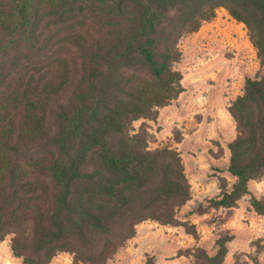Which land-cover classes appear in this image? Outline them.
I'll use <instances>...</instances> for the list:
<instances>
[{"label":"trees","instance_id":"1","mask_svg":"<svg viewBox=\"0 0 264 264\" xmlns=\"http://www.w3.org/2000/svg\"><path fill=\"white\" fill-rule=\"evenodd\" d=\"M219 7L246 26L259 70L227 107L234 181L219 177L208 202L248 194L264 215V194L248 188L264 176V0H0V242L14 257L108 264L144 221L198 238L176 218L191 196L180 153L150 148L145 120L184 90L179 42ZM230 239L190 254L223 264Z\"/></svg>","mask_w":264,"mask_h":264},{"label":"rangeland","instance_id":"2","mask_svg":"<svg viewBox=\"0 0 264 264\" xmlns=\"http://www.w3.org/2000/svg\"><path fill=\"white\" fill-rule=\"evenodd\" d=\"M179 48L182 55L175 68L182 73L184 90L162 107L160 119L158 113L155 120L145 122L150 148L166 146L180 153L191 196L176 218L193 224L198 238L186 232L188 225L147 221L139 226L141 222L108 264H144L145 254L153 255L156 264H198L191 250L201 246L211 254L215 240L223 235L231 236L223 264H233L235 258L244 264H264V215L249 206L250 195L227 208H214L208 202L219 194V177L226 180L227 190L234 181L227 170V143L235 135V126L227 107L241 93L245 79L258 72L256 49L246 26L222 7L197 31L184 36ZM248 188L257 197L263 195L264 176L250 180ZM0 260L23 264L12 255L9 237L0 244ZM51 263L73 264V260L62 252Z\"/></svg>","mask_w":264,"mask_h":264},{"label":"crops","instance_id":"3","mask_svg":"<svg viewBox=\"0 0 264 264\" xmlns=\"http://www.w3.org/2000/svg\"><path fill=\"white\" fill-rule=\"evenodd\" d=\"M164 107H166V106H164ZM164 107H163V108H164ZM163 108H160V109H159V118H157V119H160V116L162 115ZM172 119H174V118H172ZM163 125H164V124H163ZM181 140H182V139H181ZM144 222H147V221H144ZM144 222L141 223V224H139V226L143 225ZM4 241H5V240H3L2 242H4ZM2 242H0V244H1ZM0 264H2L1 260H0Z\"/></svg>","mask_w":264,"mask_h":264}]
</instances>
